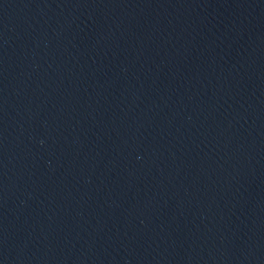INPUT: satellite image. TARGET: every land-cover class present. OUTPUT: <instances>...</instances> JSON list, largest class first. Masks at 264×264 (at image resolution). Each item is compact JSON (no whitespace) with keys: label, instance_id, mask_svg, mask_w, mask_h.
<instances>
[{"label":"water","instance_id":"water-1","mask_svg":"<svg viewBox=\"0 0 264 264\" xmlns=\"http://www.w3.org/2000/svg\"><path fill=\"white\" fill-rule=\"evenodd\" d=\"M0 264H264V0H0Z\"/></svg>","mask_w":264,"mask_h":264}]
</instances>
